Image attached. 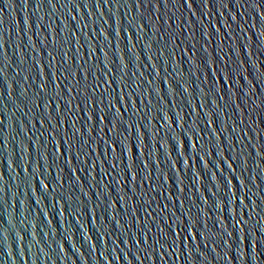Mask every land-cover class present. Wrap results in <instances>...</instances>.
<instances>
[{
	"label": "water",
	"instance_id": "1",
	"mask_svg": "<svg viewBox=\"0 0 264 264\" xmlns=\"http://www.w3.org/2000/svg\"><path fill=\"white\" fill-rule=\"evenodd\" d=\"M0 68V264H264V0H0Z\"/></svg>",
	"mask_w": 264,
	"mask_h": 264
},
{
	"label": "snow or ice",
	"instance_id": "2",
	"mask_svg": "<svg viewBox=\"0 0 264 264\" xmlns=\"http://www.w3.org/2000/svg\"><path fill=\"white\" fill-rule=\"evenodd\" d=\"M51 2H52V0H47V3L50 4ZM97 6H99V5H97ZM192 47H194V45ZM2 71H3V69L0 68V72H2ZM149 83H151V81H149ZM45 86H46L45 83L42 82V84L39 87H45ZM165 207H167V205H165ZM181 231H183V229H181ZM161 232H163V229H161ZM157 243H159V241H157Z\"/></svg>",
	"mask_w": 264,
	"mask_h": 264
}]
</instances>
